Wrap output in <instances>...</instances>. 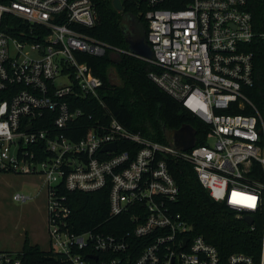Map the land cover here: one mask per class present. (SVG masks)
<instances>
[{"label":"built area","instance_id":"2783aa9c","mask_svg":"<svg viewBox=\"0 0 264 264\" xmlns=\"http://www.w3.org/2000/svg\"><path fill=\"white\" fill-rule=\"evenodd\" d=\"M120 1V12L126 2L128 15L148 23L134 43H146L151 57L90 35L92 0L0 2V173L43 178L47 251L62 264H259L243 252L222 258L174 211L180 189L170 162H187L213 199L238 218L251 215V230L262 227L264 264V118L247 91L264 29L249 0ZM5 14L22 20L19 36L3 28ZM108 52L156 65L148 76L208 126L206 142L182 150L110 114L104 81L83 60ZM103 189L109 218L80 228L72 194ZM0 264H23L21 252L0 250Z\"/></svg>","mask_w":264,"mask_h":264},{"label":"trees","instance_id":"16d2710c","mask_svg":"<svg viewBox=\"0 0 264 264\" xmlns=\"http://www.w3.org/2000/svg\"><path fill=\"white\" fill-rule=\"evenodd\" d=\"M92 1L97 12V23L87 29L90 35L122 49L129 48L128 25L143 26L144 36H147L148 23L143 18L128 15L126 2L125 10L120 12L113 6V0ZM249 9L255 26L263 30L264 0H249ZM18 25H23L19 18L11 14L3 16L2 26L13 36H19L13 28ZM252 50L255 53V82L247 91L264 118V44L257 43ZM83 60L103 79L101 94L107 110L125 127L147 138L167 142L171 131L183 124H191L197 129V144L206 142L208 126L148 76L151 71H159L156 65L129 55L112 57L110 52L104 56L84 55ZM113 67L121 79L119 86H112L109 82L108 72ZM170 168L180 189L173 209L193 224V234L202 235L224 259L231 253L243 252L253 256L260 264L262 227L258 224L255 230H251L244 217H236L234 210L213 199L191 164L174 160L170 162ZM72 197L71 205L80 220V228L97 226L109 218L108 189L93 193L75 192ZM23 247L20 251L23 264H62L59 255L43 250L39 245L26 242Z\"/></svg>","mask_w":264,"mask_h":264},{"label":"rangeland","instance_id":"374dc122","mask_svg":"<svg viewBox=\"0 0 264 264\" xmlns=\"http://www.w3.org/2000/svg\"><path fill=\"white\" fill-rule=\"evenodd\" d=\"M46 189L38 175L0 173V250L16 253L26 242L51 249ZM17 193L29 197L18 201L13 198Z\"/></svg>","mask_w":264,"mask_h":264},{"label":"water","instance_id":"95a60500","mask_svg":"<svg viewBox=\"0 0 264 264\" xmlns=\"http://www.w3.org/2000/svg\"><path fill=\"white\" fill-rule=\"evenodd\" d=\"M113 6L118 11H122L123 9V5L120 0H113ZM129 49L131 52L144 57L152 56L151 48L144 42L138 44L129 41ZM108 78L112 86H119L121 84V79L114 67L109 70ZM170 139L176 148H180L182 150L192 149L197 144V129L191 124H183L180 128L170 132ZM108 149L115 150L116 145L113 143L106 145L103 148V150ZM244 219L248 224L253 223V217L251 215H246Z\"/></svg>","mask_w":264,"mask_h":264},{"label":"flooded vegetation","instance_id":"af4514ba","mask_svg":"<svg viewBox=\"0 0 264 264\" xmlns=\"http://www.w3.org/2000/svg\"><path fill=\"white\" fill-rule=\"evenodd\" d=\"M126 33L129 41L134 42L135 39L143 40L145 38L142 27L131 25L126 27Z\"/></svg>","mask_w":264,"mask_h":264}]
</instances>
